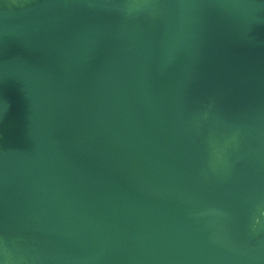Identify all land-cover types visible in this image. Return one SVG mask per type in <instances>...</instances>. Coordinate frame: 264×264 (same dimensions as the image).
I'll use <instances>...</instances> for the list:
<instances>
[{"label": "water", "instance_id": "95a60500", "mask_svg": "<svg viewBox=\"0 0 264 264\" xmlns=\"http://www.w3.org/2000/svg\"><path fill=\"white\" fill-rule=\"evenodd\" d=\"M0 264H264V0H0Z\"/></svg>", "mask_w": 264, "mask_h": 264}]
</instances>
